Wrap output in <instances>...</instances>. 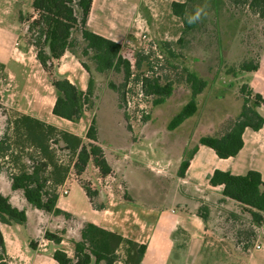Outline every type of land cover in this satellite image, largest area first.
<instances>
[{
  "label": "crops",
  "instance_id": "0c3cea01",
  "mask_svg": "<svg viewBox=\"0 0 264 264\" xmlns=\"http://www.w3.org/2000/svg\"><path fill=\"white\" fill-rule=\"evenodd\" d=\"M171 2L183 3L179 0ZM142 4L143 0H93L88 27L95 34L120 44L122 49H125V46L128 48V45H132L129 40L132 39L131 35L136 28V19L141 17ZM18 38L19 35L16 33L0 29V73L9 82H16L18 78L24 76L26 82L34 84L38 82L37 75L42 76L43 79L47 74L38 63L37 53L33 57L34 64L27 63L30 59H27L26 55L31 50L19 47ZM239 60L237 63L235 58L227 59L231 66H228V72L222 75V81L220 79L215 81V77L212 80L205 79L208 87L197 98L199 104L197 113L176 130L167 132L163 141L158 140L159 150L153 149V153L144 160L150 172L152 171L149 167L153 162H158L159 169H162L157 171L158 173H153L159 182L150 185L151 195H146L144 198L142 194L137 196L129 183L126 189L131 201H127L123 195L103 190L98 195V205H104L105 208L97 211L79 184L89 202L90 211L79 214L70 202L63 203L66 197L64 195H60L57 203L59 209L77 219L78 222L70 224L62 217L45 214L34 208L36 211H33L21 192L11 190L9 176L0 172V193L9 197L15 206L25 209L27 213L26 224L0 223L7 262L58 264L54 259L57 250H63L73 259V242L81 239L82 224L93 223L146 246L141 264H214L212 261L209 262V259L219 257L226 259L232 256L238 258L231 262L232 264H261V260L264 261V246L261 250H256L255 246L254 249L231 246L228 238L215 231L213 222L216 211L224 216L228 215L229 219H237L240 215L247 216L252 227L257 230L262 226L259 227L254 223L250 208L226 198L223 195V186L213 187L210 180L216 170L229 172L235 176H244L255 171L261 175L264 182V126L259 131L249 128L245 130L244 147L234 158L220 159L212 149L203 146L198 148L202 137L218 135L217 127L224 121L235 119L240 115L243 100L237 90L241 86L252 94L261 95L264 99V53L260 54L259 69L256 72L244 71L240 66L242 60ZM58 62L57 77L66 78L81 91L87 92L90 74L83 67L81 59L67 52ZM235 65H238V68L233 67ZM45 90L40 88L33 92V99L27 100L25 105L17 103L18 97L10 93L12 91L8 88L1 90L0 96L18 114L38 119L76 135L84 141L89 127L95 120V109L86 111L78 123L58 118L53 114L56 91L51 83ZM218 91L223 93L218 96ZM45 92L48 93L44 94ZM169 101L170 99L161 106L173 104ZM203 103L206 104L205 110ZM258 112L264 118V105L258 109ZM85 120V127H82ZM167 136L172 139L168 140ZM190 148L192 151L197 148L198 150L185 176L180 177V167ZM153 157H156L155 160H151ZM106 158L112 167V173L117 171L119 161L110 162L107 155ZM68 183L69 177L62 188H66ZM30 212H34L38 223L33 230L28 231L24 228H29ZM47 232L61 236L62 243L56 245L47 240L45 238ZM32 243L35 244V248L31 247ZM258 253L262 254L258 256ZM115 264L125 263L120 260Z\"/></svg>",
  "mask_w": 264,
  "mask_h": 264
},
{
  "label": "trees",
  "instance_id": "16d2710c",
  "mask_svg": "<svg viewBox=\"0 0 264 264\" xmlns=\"http://www.w3.org/2000/svg\"><path fill=\"white\" fill-rule=\"evenodd\" d=\"M231 1L244 6L259 20L264 21V0ZM92 4L93 0H33V10L37 17L35 19L31 17L29 33L31 45L37 49V60L42 68L49 72L54 61L60 60L67 52L78 55V50L81 49L83 56L90 58V62L95 65L98 76L106 75L111 71L124 74L121 92L114 83L109 84V89L119 94V102L126 103L128 94H132L131 97L142 96L152 101L153 106L163 105L172 97L174 85L162 84L153 74L143 73L136 77L131 62L124 59L122 55V46L95 34L88 27ZM171 7L173 15L182 20L185 32L191 31L195 23L187 22V17L192 15L189 13L191 9L189 2H174ZM75 34H77L76 37ZM142 56L145 57L143 54ZM259 57L256 61L242 60L241 68L246 72L258 71ZM82 65L90 74L87 92L81 91L66 78H55L52 81L56 91L53 114L72 123L80 122L86 111L95 109L93 101L95 83L92 73L94 70L86 63ZM133 79L136 82L137 91L127 90ZM186 83L191 91V100L171 120L168 125L169 131L176 130L197 113V98L208 86L205 79L189 71ZM262 105H264V99L259 94L244 97L240 115L227 122L228 126L223 133L202 137L198 148L208 147L220 159L236 157L244 147L245 130L249 128L259 131L263 128L264 118L258 112ZM146 119L149 120V117ZM6 125V131L0 141V172L6 164L12 166V172L9 173L11 190L21 192L26 202L36 210L62 217L70 224L78 222L70 213L57 206L60 197L59 189L68 179L70 167L58 158L56 148L75 158L74 167L80 174L92 161L101 177L110 176L112 167L103 148L98 145L99 131L96 121L93 120L88 129L86 138L90 143L87 145L76 135L23 114L16 115L13 120L9 119ZM198 148L194 149L182 162L179 170L180 177L185 176ZM210 184L213 187L223 186V195L250 208L254 223L259 227L262 225L264 182L258 172L251 171L244 176H235L229 172L216 170ZM81 186L94 209L104 210L105 206L97 205L95 201L97 193L92 194L87 187ZM125 199L131 201L129 197ZM26 222V210L19 209L9 197L0 193V223L23 225ZM80 232L81 239L73 242L74 258H70L63 250H57L54 253V259L58 264H115L122 260L120 250L123 248H125L123 259L125 264L142 263L146 246L102 229L93 223H83ZM45 238L56 245H60L63 241L61 236L50 232L45 234ZM31 247L35 248V244L32 243ZM5 256V243L0 230V264H9Z\"/></svg>",
  "mask_w": 264,
  "mask_h": 264
},
{
  "label": "rangeland",
  "instance_id": "374dc122",
  "mask_svg": "<svg viewBox=\"0 0 264 264\" xmlns=\"http://www.w3.org/2000/svg\"><path fill=\"white\" fill-rule=\"evenodd\" d=\"M171 1L143 0L141 17L136 19L137 25L131 35L132 39L129 40L132 45H128V48L125 46L122 55L124 59L131 62L136 77L143 73L153 74L162 84H173V98H169V103L173 104L156 107L152 105V101L146 100L142 96L140 98L131 97L132 94H128L127 102L122 104L121 101L119 102V94L108 89L109 84L114 83L121 92L124 74L111 71L106 75L98 76L90 58L84 57L82 50H78L79 56H77L80 57L82 63L90 65L94 70L92 72L95 83L93 101L95 102V121L99 131L98 145L106 152L110 162L119 161L116 162L117 171L104 179L92 161L80 174L74 167L75 158L61 151L60 148H56L58 149V158L70 167L69 183L66 187L70 194L65 197L63 203L70 202L79 214H86L91 209L80 185L87 187L92 194L97 193L95 198L97 205L98 195L103 190L129 197L126 189L129 186L128 183L136 195L142 194L143 198L146 195H151L150 185L153 182H159L153 173H158L157 171L162 169H159L158 162H153L149 167L152 171L150 172L147 162L144 160L153 153V149L159 150L158 140H164L167 132H170L168 125L171 120L191 100V91L186 83L188 71L197 74L202 79L212 80L215 77V81L218 79L222 81V75L228 72V66H231L227 61L228 58H235L237 63L240 61L239 59L256 61L260 54L264 53V21L259 20L244 6L234 4L231 0H179L183 3L189 2L190 14H194L197 7L206 5L207 14L195 23L191 31L185 32L182 20L173 15ZM31 17L34 19L37 17L33 10V0H0V29L19 35V47L31 50L26 55V58L30 59V62L27 63L34 64L33 57L37 53V49L31 45L29 33ZM142 25L144 28L139 29V26ZM144 30L147 32L144 33ZM143 35H147L151 41L149 44L144 41ZM74 36L76 37L77 34ZM153 43L157 45L162 59L151 61L150 58H154L155 54L151 53L150 57L143 54V48ZM147 44L148 46H146ZM30 47L32 49H29ZM58 63V61H54L49 72L43 69L47 75L43 79L42 76L37 75L38 82L34 84L26 82L24 76L18 78L16 82H9L0 73V91L10 89L12 91L10 93H14L18 97L17 103L25 105L27 100L33 99L32 96L37 90L41 88L46 91V86L58 78ZM237 66L233 67L238 68ZM134 79L131 80L127 90L137 91ZM241 87L237 91L242 100L244 97L255 95L245 87ZM221 90L224 91L223 88ZM46 93L48 92L44 94ZM222 93L218 91L217 95ZM203 106L205 110L206 104L203 103ZM16 115L18 112L13 111L10 104H7L6 100L3 101L0 96V141L6 131L7 121L13 120ZM147 117L149 120L146 119ZM228 121H224L217 127L218 134L225 131ZM85 124L86 120L82 127H85ZM167 138L168 140L172 139L170 136ZM84 143L87 145L90 142L86 138ZM116 150L119 152L117 153ZM191 153L192 149L190 148L186 152V158ZM155 158L153 157L151 160H155ZM11 172L12 166L8 164L3 166L1 171L6 176H9ZM149 200L151 199L149 198ZM262 216L264 219V213ZM238 217L229 219L228 215L224 216L216 211L213 222L215 231L228 238L231 246L254 249L253 246L260 244L263 247L264 220L262 228L257 230L252 227L247 216L240 215ZM37 220L34 212H30L29 228L24 229L33 230L38 223ZM261 254L258 253V256ZM120 255L123 260L125 248L120 250ZM237 259L236 256L226 259L219 257L213 260L209 259V262L232 264L231 262ZM261 264H264L263 260H261Z\"/></svg>",
  "mask_w": 264,
  "mask_h": 264
},
{
  "label": "built area",
  "instance_id": "2783aa9c",
  "mask_svg": "<svg viewBox=\"0 0 264 264\" xmlns=\"http://www.w3.org/2000/svg\"><path fill=\"white\" fill-rule=\"evenodd\" d=\"M143 28H144L143 25H142V26H139V29H143ZM143 32L145 33V32H147V30H144ZM143 38H144V41H145L146 43L148 42V44H149V43L151 42V41H149L147 35H143ZM146 40H147V41H146ZM148 44H147L146 46H148ZM151 53L155 54V55H154V58H153V57L150 58L151 61H154V59H158V60H159V59H162V56H161V54H160V52H159V50H158L157 45H155V43L150 44L148 47L143 48V54H144V55L150 57ZM146 76H147V75H146ZM59 194H60V195L67 196V195H69V191H68V189H66V188H62V187H61V188L59 189ZM255 249H256V250H261V249H262V245H260V244H256Z\"/></svg>",
  "mask_w": 264,
  "mask_h": 264
},
{
  "label": "clouds",
  "instance_id": "9594fccd",
  "mask_svg": "<svg viewBox=\"0 0 264 264\" xmlns=\"http://www.w3.org/2000/svg\"><path fill=\"white\" fill-rule=\"evenodd\" d=\"M206 14H207L206 13V5L197 7L194 14L189 15L187 17V22L189 24L196 23V22L200 21L202 19V16H205Z\"/></svg>",
  "mask_w": 264,
  "mask_h": 264
}]
</instances>
